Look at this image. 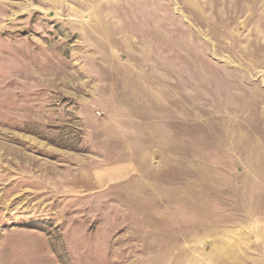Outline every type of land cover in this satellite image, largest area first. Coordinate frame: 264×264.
I'll list each match as a JSON object with an SVG mask.
<instances>
[{
    "label": "rangeland",
    "instance_id": "rangeland-1",
    "mask_svg": "<svg viewBox=\"0 0 264 264\" xmlns=\"http://www.w3.org/2000/svg\"><path fill=\"white\" fill-rule=\"evenodd\" d=\"M0 264H264V0H0Z\"/></svg>",
    "mask_w": 264,
    "mask_h": 264
}]
</instances>
